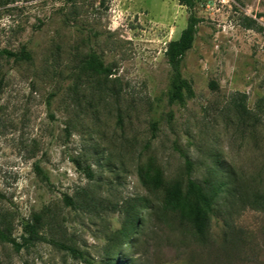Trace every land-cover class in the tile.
Listing matches in <instances>:
<instances>
[{"label":"rangeland","instance_id":"rangeland-1","mask_svg":"<svg viewBox=\"0 0 264 264\" xmlns=\"http://www.w3.org/2000/svg\"><path fill=\"white\" fill-rule=\"evenodd\" d=\"M193 12L179 104V0H0V50L32 56L0 55V231L15 241L0 240V264H264V0ZM90 53L112 74L84 70ZM157 174L220 185L203 235Z\"/></svg>","mask_w":264,"mask_h":264},{"label":"trees","instance_id":"trees-1","mask_svg":"<svg viewBox=\"0 0 264 264\" xmlns=\"http://www.w3.org/2000/svg\"><path fill=\"white\" fill-rule=\"evenodd\" d=\"M199 0H179V3L186 6L190 15L186 28L182 31L180 37L170 41L166 50V58L169 65L173 68L174 86L171 94V101L183 104L186 94L192 95L190 83L183 77L181 66L186 53L193 47L197 27L200 19L195 16L193 10ZM0 55L6 59L14 61H31V54L25 49L19 52L10 51L7 49L0 50ZM83 69L87 72L96 74L111 75L112 70L106 66L100 57L95 53L87 55L83 61ZM215 87V83H211ZM190 162H188V165ZM89 178L93 177L89 167L84 168ZM154 186L163 188L165 205L175 211L182 220H185L196 235H203L208 229L213 212V205L218 196L220 185L212 180H206L202 183L192 179H188L185 184L180 181L165 184L161 176L157 174L154 177ZM67 203L73 205L70 198H67ZM130 224H137L135 218L129 220ZM25 229L32 237H38L36 224H27ZM124 236H126L124 234ZM0 240L3 242L15 243L14 240L3 230L0 231ZM72 253H79L77 250L64 247ZM82 258V257H81ZM87 264H120L116 256H107L100 263L85 259Z\"/></svg>","mask_w":264,"mask_h":264}]
</instances>
